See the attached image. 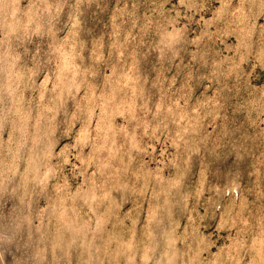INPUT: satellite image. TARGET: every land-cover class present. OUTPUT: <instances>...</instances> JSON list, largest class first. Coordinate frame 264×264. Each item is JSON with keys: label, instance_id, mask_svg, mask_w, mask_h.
Masks as SVG:
<instances>
[{"label": "rangeland", "instance_id": "obj_1", "mask_svg": "<svg viewBox=\"0 0 264 264\" xmlns=\"http://www.w3.org/2000/svg\"><path fill=\"white\" fill-rule=\"evenodd\" d=\"M0 264H264V0H0Z\"/></svg>", "mask_w": 264, "mask_h": 264}]
</instances>
